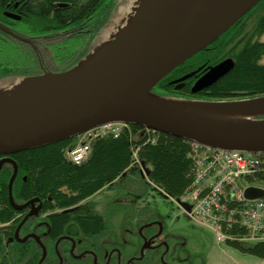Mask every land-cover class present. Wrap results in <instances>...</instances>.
<instances>
[{"label": "water", "instance_id": "95a60500", "mask_svg": "<svg viewBox=\"0 0 264 264\" xmlns=\"http://www.w3.org/2000/svg\"><path fill=\"white\" fill-rule=\"evenodd\" d=\"M260 1L232 0L194 43L179 53L207 0H143L118 38L114 36L93 49L74 68L12 83L21 87L13 93L16 97L0 101V172L3 164L14 165L8 186L10 205L23 211L35 203H15L13 184L18 168L10 155L71 140L108 123H126L224 151L264 153V111L255 115L253 122L214 118L153 92L168 74L213 44ZM231 68L230 61L211 68L194 85L192 93L212 86ZM182 86L178 84L176 89ZM261 98L264 96L207 102L240 103ZM192 101L197 100H188ZM141 166L144 177L149 178L145 162ZM245 195L257 199L264 197V191L248 188ZM175 201L190 212L187 203ZM40 209L31 216L39 214ZM19 228L15 233L17 239Z\"/></svg>", "mask_w": 264, "mask_h": 264}, {"label": "trees", "instance_id": "16d2710c", "mask_svg": "<svg viewBox=\"0 0 264 264\" xmlns=\"http://www.w3.org/2000/svg\"><path fill=\"white\" fill-rule=\"evenodd\" d=\"M61 1L71 5L66 10L60 9L56 12V29L63 34L61 41L56 45V60L59 57H70V52L68 50L64 52V49L76 41L71 36L77 34L76 29L79 26L85 27L100 18L103 8L102 0H90L91 3L81 7L79 14L75 13L72 16L70 12L73 11L76 2L81 0ZM84 1L86 3V0ZM113 6L114 1L107 0V15L103 19V25L108 22ZM263 7L264 0H261L253 11ZM244 17L237 22V25L242 28L246 25V17ZM253 27L264 29V15L258 18ZM257 49L256 46L246 47L240 53L234 54L235 63L228 74L199 95L192 94L189 89L175 94L167 83L178 77L181 72L191 70V64L199 60L202 53L168 74L153 91L160 96L205 101L264 96V67L257 66ZM19 53L17 49L13 51L3 49L0 56L3 55V58L8 60L19 59ZM260 54H263V51H260ZM202 63L203 61H199L196 66H201ZM208 64H216V61L212 60ZM131 130L132 137L127 133L118 139L95 142L89 159L81 165L72 164L65 155V151L74 145L72 144L75 142L74 139L9 156L18 167L13 184L15 203L22 205L30 200L39 199L43 202L42 212H51L45 218L50 231L48 234L50 245L62 237L75 234L86 236L89 232L99 234L102 227L105 228L107 223L88 202V199L98 191L135 190L143 195L142 189L151 186L140 168L132 165V146L140 147L139 158L149 169V181L153 185L172 198L179 199L184 195L192 182V165L188 157L191 142L152 132L155 143H150L146 142L148 136L144 128L132 126ZM2 158L3 156H0V160ZM11 172H13V166L10 163L3 164L0 174V224L8 225L0 228V264H37L40 254L30 246L17 242L10 245V238L22 221L17 217L24 212L16 211L10 205L8 186ZM233 245L242 248L239 244ZM242 249L264 258V243ZM52 250V248L49 249L48 263L51 262Z\"/></svg>", "mask_w": 264, "mask_h": 264}, {"label": "flooded vegetation", "instance_id": "af4514ba", "mask_svg": "<svg viewBox=\"0 0 264 264\" xmlns=\"http://www.w3.org/2000/svg\"><path fill=\"white\" fill-rule=\"evenodd\" d=\"M83 1L76 2L77 4H75L70 15L79 14L81 7L89 2L91 3L90 0H86V3ZM102 4L103 8L100 18L85 27L79 26L76 29L77 34L71 36L76 41L73 44L71 43L70 47L64 49V52L66 50L70 52V57H59L56 60V45L61 41L63 35L62 31L56 29V12L60 9H68L71 4L61 0L58 2L56 0H0V52H3V49L12 51L17 49V51H20L19 59L8 60L4 59L3 55L0 56V83L7 80L62 73L74 68L91 52L99 35H101V31L106 26V24L103 25L102 23L107 15V0H102ZM263 15L264 7L256 9L253 13L246 14V25L244 28L236 23L213 44L198 53H202L200 59L191 64V70L181 72L178 77L167 83L171 87L172 92H175V94L183 93L184 90L189 89L192 93V87L197 80L204 77L211 68L225 61H230L231 65H233L235 63L234 54L240 53L246 47H258L257 66L264 67V29L253 27L258 18ZM89 16L85 17L90 18ZM260 51H263V54L259 55ZM212 60L216 61V64H208ZM199 61H203V63L201 66H196ZM179 67L176 69H179ZM186 76L189 77L181 80ZM181 83L183 84L182 88L177 90L176 86ZM206 89L194 95H199ZM10 164L13 166L14 172V165ZM13 172L10 173L9 180ZM102 191H98L90 198ZM111 193H114V197L111 201L109 200L110 202H96L91 201L90 198L88 199V202L94 206L104 222L107 223L105 228L102 227L99 234L89 232L86 236L82 234L66 236L57 239L53 245H50L48 243L50 231L45 218L51 212L43 213V202L39 199H33L35 203L24 209V212L17 217L22 220L21 226L19 225L20 228L18 227L19 239L15 237L17 231L15 230V233L10 238V245L17 242L30 246L40 254L37 264H179L181 256L176 253L175 248H171L166 236L163 234L160 223L153 219L145 221L152 218L155 213L143 201V195L135 190H116ZM116 193L118 194L116 195ZM119 194L120 197H118ZM128 198H131L129 199L130 203L127 201ZM138 202L142 203L140 209L137 206ZM102 206H105L103 214L100 213ZM38 207H41L39 214L31 216V213H35ZM120 211L131 212L133 219L142 224L139 228L142 246L139 251L133 252V254L124 255L111 242L113 226L110 222V213L113 215ZM7 225L0 224V228ZM100 225L102 224L100 223ZM50 248L53 249V252L51 262L48 263ZM167 256H170L169 262L164 261Z\"/></svg>", "mask_w": 264, "mask_h": 264}, {"label": "built area", "instance_id": "2783aa9c", "mask_svg": "<svg viewBox=\"0 0 264 264\" xmlns=\"http://www.w3.org/2000/svg\"><path fill=\"white\" fill-rule=\"evenodd\" d=\"M146 142L155 143L150 130ZM133 136L131 126L109 123L78 137V143L66 151L67 159L81 165L90 156L92 145L103 139ZM132 163L140 165L139 147L134 148ZM192 182L183 201L191 206L189 218L216 236L219 243H264V197L248 199L245 192L254 187L264 190V154L224 151L193 143Z\"/></svg>", "mask_w": 264, "mask_h": 264}, {"label": "rangeland", "instance_id": "374dc122", "mask_svg": "<svg viewBox=\"0 0 264 264\" xmlns=\"http://www.w3.org/2000/svg\"><path fill=\"white\" fill-rule=\"evenodd\" d=\"M113 1L114 6L111 16H109L110 18L104 29L101 31V35H99L93 49L99 48L101 45L110 42L114 35L125 26L131 17L130 12L124 11V7L129 5L128 3L130 0ZM119 13L124 14L120 15ZM111 27L112 29L110 30ZM106 31H110L114 35H106ZM16 81H18V79L3 81L0 83V89L4 88L5 84H12ZM198 81L199 80H197V82ZM131 150L133 159V155L136 153L134 146H132ZM137 157L140 159L139 151H137ZM111 192L114 191L105 189L100 194L90 198V200L96 202L111 201L114 197V193ZM142 192L143 201L148 204L155 213L152 218L145 221H151L153 219L160 223L163 234L166 236L171 248H175L176 253L181 256L179 258V264H264V258L250 254L242 249L250 247V243L242 244V248L228 242L219 243L213 231L193 222L177 205L176 201L167 198L157 186L151 185L150 187H144ZM117 194L118 193H116V195ZM118 197H120V194ZM129 199L131 198H128L127 201H129ZM137 206L138 209H140L142 203L138 202ZM104 209L105 206L100 208L101 214H103ZM110 217V222L113 226L111 242L114 243L115 248L122 251L124 255L130 253L133 254V252L139 251L142 246L141 238L139 236V228L142 224L133 219L132 213L123 211L113 215L110 213ZM164 261L169 262L170 256H167Z\"/></svg>", "mask_w": 264, "mask_h": 264}, {"label": "bare ground", "instance_id": "6f19581e", "mask_svg": "<svg viewBox=\"0 0 264 264\" xmlns=\"http://www.w3.org/2000/svg\"><path fill=\"white\" fill-rule=\"evenodd\" d=\"M142 1L143 0H130V2L128 3L129 5L127 7H124L125 12L126 11L130 12L131 19L135 16ZM231 1L232 0H207L198 20L196 21L192 31L187 37L179 53H182L186 49H188L194 43V41L199 37V35L203 32V30H205V28L218 15V12L221 11L225 6H227L228 3ZM119 14L123 15L124 13H119ZM111 29L112 27L110 28V30ZM120 30L119 32L116 33V35H114L110 31H106V35L108 34L110 36L114 35L115 36L114 39H115L118 36V34L121 33ZM100 56L101 55H98L97 57L99 58ZM20 89H21L20 86L12 85L11 83L5 84L4 88H1L0 90V101H9L13 99L14 98L13 96L16 97V95L13 93L19 91ZM168 99L171 100L170 102L183 105L189 108L190 110L203 115H207L214 118L238 121V122H253L255 121L254 116L264 111V98L257 100H245V101H241L240 103L207 102V101H199V100L188 102V100L186 99H180L176 97H168Z\"/></svg>", "mask_w": 264, "mask_h": 264}, {"label": "crops", "instance_id": "0c3cea01", "mask_svg": "<svg viewBox=\"0 0 264 264\" xmlns=\"http://www.w3.org/2000/svg\"><path fill=\"white\" fill-rule=\"evenodd\" d=\"M104 190V189H103ZM103 192V191H102ZM100 194V193H99Z\"/></svg>", "mask_w": 264, "mask_h": 264}]
</instances>
